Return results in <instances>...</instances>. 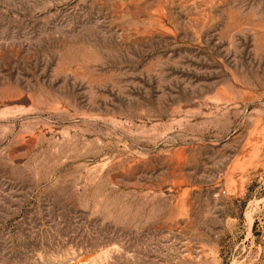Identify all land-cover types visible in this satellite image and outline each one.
Instances as JSON below:
<instances>
[{"label": "rangeland", "instance_id": "374dc122", "mask_svg": "<svg viewBox=\"0 0 264 264\" xmlns=\"http://www.w3.org/2000/svg\"><path fill=\"white\" fill-rule=\"evenodd\" d=\"M0 264H264V0H0Z\"/></svg>", "mask_w": 264, "mask_h": 264}]
</instances>
